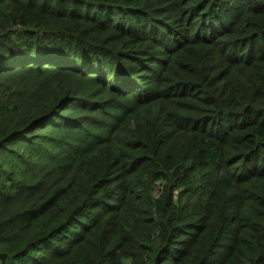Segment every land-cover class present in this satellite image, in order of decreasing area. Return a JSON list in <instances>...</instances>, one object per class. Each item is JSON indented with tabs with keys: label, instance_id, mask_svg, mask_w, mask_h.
<instances>
[{
	"label": "trees",
	"instance_id": "trees-1",
	"mask_svg": "<svg viewBox=\"0 0 264 264\" xmlns=\"http://www.w3.org/2000/svg\"><path fill=\"white\" fill-rule=\"evenodd\" d=\"M264 264V0H0V264Z\"/></svg>",
	"mask_w": 264,
	"mask_h": 264
},
{
	"label": "rangeland",
	"instance_id": "rangeland-1",
	"mask_svg": "<svg viewBox=\"0 0 264 264\" xmlns=\"http://www.w3.org/2000/svg\"><path fill=\"white\" fill-rule=\"evenodd\" d=\"M125 262H126V264H130V260L129 259H126Z\"/></svg>",
	"mask_w": 264,
	"mask_h": 264
}]
</instances>
